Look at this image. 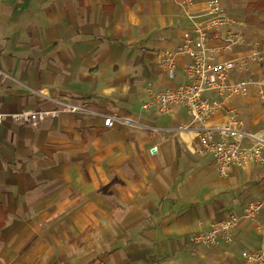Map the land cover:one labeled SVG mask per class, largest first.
Returning <instances> with one entry per match:
<instances>
[{
    "label": "crops",
    "instance_id": "0c3cea01",
    "mask_svg": "<svg viewBox=\"0 0 264 264\" xmlns=\"http://www.w3.org/2000/svg\"><path fill=\"white\" fill-rule=\"evenodd\" d=\"M220 2L241 16L258 12L246 13L255 0ZM204 9L201 0H0V113L56 108L50 99L93 112L0 125V264H244L243 252L264 246V164L221 177L184 108L141 109L186 83L188 58L175 55L170 78L161 56L177 51ZM246 30L251 40L262 35ZM237 49L218 60L247 54ZM251 67L233 79L263 76ZM252 100L254 87L205 126L232 112L255 117ZM111 116L131 125L105 127ZM243 127L251 134L253 125ZM254 201L263 204L256 219H240L229 240L191 243Z\"/></svg>",
    "mask_w": 264,
    "mask_h": 264
},
{
    "label": "built area",
    "instance_id": "2783aa9c",
    "mask_svg": "<svg viewBox=\"0 0 264 264\" xmlns=\"http://www.w3.org/2000/svg\"><path fill=\"white\" fill-rule=\"evenodd\" d=\"M181 1L191 3V0ZM201 1L205 6L204 12L198 17L191 16L192 30L184 33L182 45L176 52L165 51L161 56V66L170 78H175V55L188 58L184 67L186 83L157 93L141 109L159 115L171 113L175 107L184 108L190 117V124L198 125L196 137L199 143L212 154L218 174L225 177L233 166L244 168L253 163L264 164V133L248 134L234 112L225 123L214 126L205 124L227 100L246 95L251 87L256 89L258 99L264 103V75L247 80L233 79L234 76L246 74L256 60L262 59V52L244 32L247 27L243 19L233 18L220 0ZM215 39L218 44L211 46ZM238 47L245 48L247 54L238 59L218 60V55L230 54ZM50 100L56 108H22L16 113H0V125L12 123L36 127L48 119L57 118L61 113L93 114L84 105ZM115 123L131 125L128 119L104 117L105 127H112ZM244 138H251L254 144L248 148L241 147ZM152 151H156V147ZM262 205V202L254 201L243 209L241 216L232 213L225 215L208 231L193 235L191 243L204 249L217 247L221 241L230 239L240 219H254ZM242 260L244 264H264V246L256 251L243 252Z\"/></svg>",
    "mask_w": 264,
    "mask_h": 264
},
{
    "label": "rangeland",
    "instance_id": "374dc122",
    "mask_svg": "<svg viewBox=\"0 0 264 264\" xmlns=\"http://www.w3.org/2000/svg\"><path fill=\"white\" fill-rule=\"evenodd\" d=\"M225 10H227L228 13L233 18H235L237 20L243 19L246 22V27L248 25L250 30H254V31L259 30L262 33L261 36L260 35L255 36V39H253L254 41L253 40L252 41L256 42L258 44L257 50L259 52H262V54H260L262 59L256 60L254 63H257L260 65L261 72L264 75V15L261 14L260 12H255V15H252L251 13H249L248 15L244 14L243 16H241L239 14H235V12L233 10H228L226 8H225ZM245 10H246V8H245ZM251 12H253V11H251ZM259 15H261V19H259V17H258ZM249 18H251L252 20H249ZM247 30H245L244 32L247 33ZM256 37L259 40H257ZM238 48H240V47H238ZM234 50L238 51L237 48H235ZM251 69H252V67L250 66L247 74L249 73V71H251ZM246 104L249 105L250 111L251 110L255 111L256 109H258L259 112L255 117H253V115H252V117L251 116L243 117L240 115L241 118H239V119L243 123L248 122L250 125H253L251 131H248L251 134H256V133L258 134L259 132L264 133V103L261 102V100H259V101L258 100H252V101L246 102ZM254 126H256V127L254 128ZM256 217L254 219H256Z\"/></svg>",
    "mask_w": 264,
    "mask_h": 264
},
{
    "label": "trees",
    "instance_id": "16d2710c",
    "mask_svg": "<svg viewBox=\"0 0 264 264\" xmlns=\"http://www.w3.org/2000/svg\"><path fill=\"white\" fill-rule=\"evenodd\" d=\"M250 10L258 11L264 15V0H255L253 3L247 5V12ZM251 18H249L250 20ZM6 220V213L4 209L0 206V229L3 227Z\"/></svg>",
    "mask_w": 264,
    "mask_h": 264
}]
</instances>
